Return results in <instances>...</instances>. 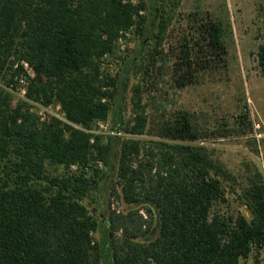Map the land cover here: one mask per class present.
I'll list each match as a JSON object with an SVG mask.
<instances>
[{
    "label": "trees",
    "instance_id": "16d2710c",
    "mask_svg": "<svg viewBox=\"0 0 264 264\" xmlns=\"http://www.w3.org/2000/svg\"><path fill=\"white\" fill-rule=\"evenodd\" d=\"M179 4L0 0V264H264L263 169L255 164L238 193L251 216L225 211L238 177L201 143L230 130L204 126L183 108L151 119L145 79L124 116L130 68L150 40L160 68L174 56L178 89L228 66L231 23L210 13H192L179 47L165 51ZM131 33L140 45L120 55L131 57L129 67L107 74L104 60ZM257 57L264 74V40ZM153 72L148 65L144 74ZM52 104L65 120L35 109ZM241 118L253 128L247 112ZM109 120L111 132L94 130ZM151 125L154 138L134 137ZM101 190L107 212L104 203L92 211L85 200ZM111 198L133 207L113 208Z\"/></svg>",
    "mask_w": 264,
    "mask_h": 264
},
{
    "label": "rangeland",
    "instance_id": "374dc122",
    "mask_svg": "<svg viewBox=\"0 0 264 264\" xmlns=\"http://www.w3.org/2000/svg\"><path fill=\"white\" fill-rule=\"evenodd\" d=\"M153 1L147 0L149 8L153 5ZM194 12L198 15L210 13L231 23L233 34L228 39V66L224 73L207 77L201 84L178 89L171 79L174 56L165 68H160L162 59L154 54V43L150 40L145 45L137 64H133L130 68L124 116L125 119H129L133 113V86L145 79L143 102L148 105L151 119L166 118L177 109L183 108L191 111L197 121L204 126L214 128L224 125L228 128L231 133L228 137L210 138L202 140L201 143L208 145L213 155L236 174L239 180V184L235 185L237 192L228 185L227 195L230 201L222 206L223 210L240 211L250 217L251 212L242 204L238 193L246 184L250 170L254 169L255 164L264 171V74L257 57L259 45L264 40V0H180L176 8V19L172 25L171 35L165 42L166 52L179 47L183 29L189 27L188 21ZM139 45V37L134 33L129 34V38L123 39L117 52L104 60V72L113 76L125 73L131 57L123 61L120 55L134 56ZM141 64L142 68L137 70V66ZM148 65L154 70L152 76L144 74ZM24 84L25 82L22 81V85ZM20 93L23 95L24 89ZM120 96L119 94L118 98ZM35 109L44 118L62 114L59 104H52L48 109L36 106ZM244 111L248 113L253 123L251 128L248 120L246 121L248 133L242 131L245 125L241 123V113ZM111 126V120L102 121L101 124L97 122L94 130L111 132ZM152 126L147 134L134 137L151 140L154 138ZM111 201L113 208L122 211H128L133 207L122 199L111 198ZM85 203L92 211L93 206L104 203L103 211L107 212L109 194L106 190L94 191ZM158 226L156 211L153 227L158 230ZM156 235L157 232L152 235V238ZM95 236L101 237L99 232ZM247 264H253L252 259H249Z\"/></svg>",
    "mask_w": 264,
    "mask_h": 264
},
{
    "label": "built area",
    "instance_id": "2783aa9c",
    "mask_svg": "<svg viewBox=\"0 0 264 264\" xmlns=\"http://www.w3.org/2000/svg\"><path fill=\"white\" fill-rule=\"evenodd\" d=\"M122 42H123V39L120 40V44H121ZM50 106H51V105H50ZM50 106H49V107H50ZM49 107H46V108H43V107H42V109H48ZM41 116H42V115H41ZM56 116H58V117H60V118H62V119L65 120L63 114H61V115H56ZM42 118H44V117L42 116ZM99 123L101 124V122H99Z\"/></svg>",
    "mask_w": 264,
    "mask_h": 264
}]
</instances>
